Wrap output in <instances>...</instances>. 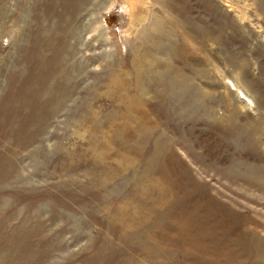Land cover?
I'll return each instance as SVG.
<instances>
[{"label": "rangeland", "instance_id": "374dc122", "mask_svg": "<svg viewBox=\"0 0 264 264\" xmlns=\"http://www.w3.org/2000/svg\"><path fill=\"white\" fill-rule=\"evenodd\" d=\"M0 264H264V0H0Z\"/></svg>", "mask_w": 264, "mask_h": 264}, {"label": "bare ground", "instance_id": "6f19581e", "mask_svg": "<svg viewBox=\"0 0 264 264\" xmlns=\"http://www.w3.org/2000/svg\"><path fill=\"white\" fill-rule=\"evenodd\" d=\"M130 2V1H129ZM132 2V1H131ZM123 85V84H122ZM122 88V87H121ZM233 99H241L239 96H237V95H233ZM237 101V100H236ZM239 102V101H238Z\"/></svg>", "mask_w": 264, "mask_h": 264}]
</instances>
